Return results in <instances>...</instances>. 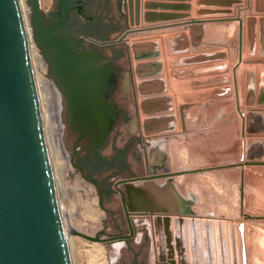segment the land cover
Returning <instances> with one entry per match:
<instances>
[{"label": "water", "instance_id": "water-1", "mask_svg": "<svg viewBox=\"0 0 264 264\" xmlns=\"http://www.w3.org/2000/svg\"><path fill=\"white\" fill-rule=\"evenodd\" d=\"M58 1L59 14L51 16L42 8L40 0H27L29 14L26 19L20 0H0V264H73L69 231L91 240H127L134 233L131 221L134 214L151 217L158 261L166 260L169 264H238L235 241L234 252H229L222 242L215 250L213 232H219L220 236L221 230L220 227L216 229L209 218L199 221L191 215L179 214L183 211L175 208L130 205L129 184L119 188L129 234L112 233L102 238L98 234L92 236L76 229L68 230L35 76L33 43L39 48L47 75L62 97L63 116L66 131L72 139L73 153L77 146L94 151L109 135L119 115L118 106L111 99L120 75V67L111 57L112 50L117 51L115 44L125 41L129 34L181 23L194 26L203 19L191 17L167 23L159 20L177 18L178 15L141 11L142 5L153 7L158 4L124 0L129 24L118 36L97 38L83 31V38L107 46L108 54L100 47L79 46L81 33L69 22L71 8L88 0ZM225 18L228 17L213 19ZM152 21L156 22L149 23ZM147 45L138 42L133 47ZM244 128L247 132L264 130V111L249 110ZM249 140L246 138L245 141L247 154L250 153L248 148L253 146ZM255 146L262 152L264 141L258 140ZM252 157L249 154V159L225 166L264 164V160ZM71 162L84 178L98 185L73 156ZM195 170L168 171L161 176ZM140 191V187L134 190L138 201ZM200 230L207 236L203 249L199 244Z\"/></svg>", "mask_w": 264, "mask_h": 264}, {"label": "rangeland", "instance_id": "rangeland-1", "mask_svg": "<svg viewBox=\"0 0 264 264\" xmlns=\"http://www.w3.org/2000/svg\"><path fill=\"white\" fill-rule=\"evenodd\" d=\"M180 1L142 0V2L146 3H157L158 6L145 7L142 5L141 11L173 14L178 15L177 18L181 19L190 18L191 3L189 0ZM40 2L42 8L49 13L53 8L55 0H40ZM115 2V0H104L103 4L98 8V15L101 17L110 15L118 18L120 8ZM125 4L126 2L122 0L124 16L118 19V27L115 30L107 32L108 37L118 36L129 24ZM194 4L196 14L207 16L206 18L212 21L210 22L211 24H214L218 29L223 31L220 39H217L216 50L222 56L225 52H230L229 54L232 59L231 69L235 78V82H233L235 83L233 89V96L235 95L233 109L237 111L234 110L235 112L233 111L231 115V152L228 155L225 154V156L220 154L205 156L201 154L197 157V161L190 160L185 162L186 169H196L193 172L143 182V185L141 184L140 187V199L138 202H142L143 205H154L158 208H175L177 211H183L179 214H183L184 216L191 215L199 221L203 218H209L213 222V226H216V229L220 227L219 230H221L220 236L219 232H213L215 250L219 242H222L229 252H234L233 249L236 245L239 254L238 264H264V164L252 163L225 166L224 168L217 167L218 164H222L223 162H243L249 159V154L253 156L252 158L264 160V150L260 152L259 147L255 146L258 140L264 141V130L247 132L244 128L245 117L249 110L264 111V0H195ZM156 9L182 11L161 12L155 11ZM223 17L228 18L213 19ZM172 19H162L159 21ZM154 22L156 21L149 23ZM156 32H159V30ZM152 33L147 31L139 34H129L125 41L115 44L116 50L120 52V55L114 57V60H116L120 67V75L113 96L125 107H128V100L132 93H134L133 84L131 83L133 69L129 47L133 50L132 53L135 60L140 58V55L138 56L137 54L147 47H133L135 42L141 39H132V37L145 36ZM100 48L109 54L107 46H100ZM147 48L149 49L150 46ZM32 56L43 113L45 115V124L49 131L52 150L51 159L64 213L66 214L68 209L74 208L75 215L71 217L72 223L82 233L94 236L97 233L92 228L88 229L87 222H101L100 225L104 224L108 232L110 231V234L120 233L119 229L108 218L111 211V214L116 217L117 222L122 226V230L126 232L127 224L124 220L120 195L114 193L110 199L100 201V203L96 185L84 178L79 169L71 162L73 152L71 146L72 139L66 131L62 97L60 93H57L58 90L54 88L50 77L47 75L46 64L41 58L39 48L34 43L32 45ZM248 66L249 73L247 74V78L253 84L249 83V90L247 92L248 101L244 103L238 97L240 92L236 84V75L242 69H247ZM47 81L51 83L49 82L48 84ZM255 83L260 85V88L258 86V97L254 95L256 92L255 85H257ZM49 86L53 87H50L52 90ZM48 89L51 91L49 93L50 96ZM51 96L52 99L48 98ZM240 109L245 110L244 116L240 115ZM49 113H52V115ZM47 116H50V118ZM57 118L58 120H56ZM130 120L131 118H127L126 120L119 119L116 122L110 131L105 145L100 148L101 152L105 155H112L115 152L113 143L117 147H121L126 145L129 142V138L133 135H144L146 146L143 147L146 148V151L150 150L151 153L153 152L152 156L148 153L149 164L147 168L150 171L156 172L169 171L170 161L166 159L165 154L161 158L158 152L160 149L148 137L151 130L147 129L142 123L133 129L129 123ZM53 123L60 130L55 129L56 126H53ZM61 130L62 132H60ZM51 131L53 134H51ZM57 135L58 137L54 138ZM246 138L253 142V146L248 148L250 150L248 154L246 153ZM135 146L137 152L135 151ZM143 147L136 144H132L129 147V154L125 163L126 167L122 171H117L118 169L110 167L103 169V172L93 169L92 173L96 178L104 179L103 175L107 171H117L111 173L108 177L107 181L109 182L118 176L143 173L146 170L143 164V153L145 150ZM134 151L137 154V161L134 160ZM219 157L224 160L220 161ZM182 181H184L183 185L180 183ZM88 188L93 191L91 195L87 193ZM93 198L96 199L100 210L101 208L103 210L100 212L101 215L105 214L101 220L97 216L96 211L94 212L91 207L93 206L91 205ZM131 205L134 204L131 202ZM133 222L135 225V235L128 240L117 238L91 240L69 231L68 241L73 264H136L139 262L142 264H169L166 260L161 262L157 259L150 221L145 217L134 216ZM105 232L99 233L98 236L102 238L109 236ZM204 235L206 233L200 230L199 244L201 249H203L204 240L207 237Z\"/></svg>", "mask_w": 264, "mask_h": 264}, {"label": "crops", "instance_id": "crops-1", "mask_svg": "<svg viewBox=\"0 0 264 264\" xmlns=\"http://www.w3.org/2000/svg\"><path fill=\"white\" fill-rule=\"evenodd\" d=\"M189 2L192 7L189 17L203 20L194 26L181 23L160 28L159 32L148 30L153 32L150 35L132 37L141 39L137 43L150 46L140 51L143 55L137 60L129 47L133 69L131 83L140 121L151 130L150 141L170 161L169 171L186 169L185 162L197 161L201 154L228 155L232 144L231 115L237 111L233 109L235 78L230 52L222 56L216 50L217 39L223 31L211 24L207 16L195 13V0ZM248 73L249 66L236 75L238 97L244 103L248 101L249 83L253 84L247 78ZM258 86L260 88L255 85V97H258ZM228 164L223 162L217 167L224 168ZM180 183L183 185L184 181Z\"/></svg>", "mask_w": 264, "mask_h": 264}, {"label": "flooded vegetation", "instance_id": "flooded-vegetation-1", "mask_svg": "<svg viewBox=\"0 0 264 264\" xmlns=\"http://www.w3.org/2000/svg\"><path fill=\"white\" fill-rule=\"evenodd\" d=\"M98 1H99L98 3L95 0H88L86 3L82 2L80 5L72 7L71 10L69 11L68 19H69L71 26L77 32L81 33L79 35V46L81 47L83 46L84 47H95V48L100 47L98 44H95L94 42L83 38V31L92 37L107 38L108 37L107 32L115 30L118 27L117 25L118 19L124 16L122 0H115L116 1L115 3H117L118 7L120 8V13H119L118 18L114 16H110V15H107L105 17L99 16L97 11H98V8L101 6V4H103L102 3L103 0H98ZM49 14L51 16H57L59 14V1L58 0H55L53 8L49 11ZM118 55H120V52L113 51V54L111 55V57L114 60V57ZM114 91L111 94V99L115 101V103L117 104L118 109H119V115L115 123L113 124V126L116 124V122L119 119L126 120L127 118L128 119L131 118L129 122L131 125V128L133 129L137 128L138 125L141 124V121H140V116H139V110L136 106L137 99H136L135 93H132V95L130 96V99L128 100L129 101L128 107H125L124 105L120 104L116 98H114L113 96ZM142 124L145 126L144 121ZM108 138H109V135L100 143L99 146L95 148L94 151L89 148H83V147L79 148L78 147L75 153L72 152V156L75 158V162L77 164L84 165L86 168V175L88 177H92L97 180L98 185H96V187L98 189V194H99L101 202L104 200L110 199L114 193H118L120 195L119 188H123L124 184H129L131 186L130 193H132V195H130V198H129L130 205H131V202L134 205H143L142 202H138V198H136V196L134 195V190L136 188L141 187V184L145 181L148 182L149 180H152V179L168 177V176H161V174L166 173L167 171L156 172V171H150L147 168L149 164L148 155L150 154V156H152L153 152L151 153L150 150L146 151V148L143 147V146H146V144L144 143L145 138L142 135H139V134L133 135L131 138H129V142L126 143V145L121 146V147H117V145L113 143L112 145H113V149H115V152L112 155H105L100 150V148L105 145ZM132 144H136L138 146L141 145L143 149H145L143 153V157H144L143 164L146 167V170L143 173H137V174L132 173L129 175L118 176L117 178H114L111 182L107 181L111 173L122 171L124 167H126L125 163L127 161V157L129 154L128 149ZM135 151L137 152L136 146H135ZM135 151L133 152V154L135 153ZM158 152L162 158L163 153L161 152V150H158ZM131 156H134V155H131ZM134 158H135L134 160L137 161L136 153H135ZM110 167L113 169H118V170L117 171H114V170L107 171L103 175L104 179H98L92 173L93 169H97L98 171L103 172V169L110 168ZM123 179H130V180L126 182L125 181L122 182ZM151 206L152 205H150V207ZM101 211H103L102 208H101ZM103 215L105 216V214ZM134 216L145 217L147 218L148 221L151 222V217H149L147 214L146 215L145 214L131 215L132 222H133ZM108 218L119 229L118 231H120V233L129 234V228H128L125 213H124V220L127 224L126 232L122 230V226H120V223L117 222L116 217L111 214V211H110V215H108ZM133 226H134V233L128 239L132 238L135 235L134 222H133ZM153 237H154V233H153ZM136 264H142V263L139 262Z\"/></svg>", "mask_w": 264, "mask_h": 264}, {"label": "bare ground", "instance_id": "bare-ground-1", "mask_svg": "<svg viewBox=\"0 0 264 264\" xmlns=\"http://www.w3.org/2000/svg\"><path fill=\"white\" fill-rule=\"evenodd\" d=\"M20 3H21V7H22V10H23V14H24V16H25V18L26 19H28V14H29V6H28V4H27V0H20ZM33 57V56H32ZM37 81V80H36ZM48 82V84H49V82L50 81H47ZM47 82H46V84H47ZM51 83V82H50ZM45 84V85H46ZM51 86H49V88H50ZM51 88H53V87H51ZM50 88V89H51ZM55 88V87H54ZM50 89H48V91H50ZM52 90V89H51ZM55 91V90H54ZM54 91H53V94H54ZM49 93H51V91L50 92H48V94ZM57 93H59V92H57ZM40 95V94H39ZM49 96H50V94H49ZM54 96V95H53ZM59 97V96H58ZM48 98H50V99H52V96L51 97H48ZM49 99V100H50ZM48 100V99H47ZM63 101V100H62ZM41 105H42V102H41ZM60 106V105H59ZM42 108H43V106H42ZM53 108V107H52ZM56 108V107H55ZM44 112V111H43ZM49 112V111H48ZM52 112H53V110H52ZM60 112V111H59ZM54 113H55V111H54ZM53 113V114H54ZM50 114V113H49ZM57 114V113H56ZM43 115H44V113H43ZM50 115H52V113L50 114ZM55 115V114H54ZM53 115V116H54ZM45 116V115H44ZM53 116H51V117H53ZM48 117V116H47ZM58 118H59V116H57ZM48 118H50V116L48 117ZM58 118L56 119V120H58ZM54 119H55V117H54ZM45 120V119H44ZM52 120V119H51ZM53 122V121H52ZM56 123H57V121H56ZM46 125V124H45ZM55 124L53 123V126H54ZM57 125L59 126V124L57 123ZM56 126V125H55ZM58 126H56L55 127V129H59V127ZM61 126H62V124H61ZM48 127H50V126H48ZM52 127V126H51ZM58 127V128H57ZM47 129V128H46ZM53 130V129H52ZM60 130V129H59ZM63 131H64V129H62ZM62 130L60 131V132H62ZM58 131V130H57ZM56 131V132H57ZM52 132V131H51ZM51 134H53V132L51 133ZM55 134V133H54ZM59 135V134H58ZM58 135L57 136H54V138L55 137H58ZM47 137H48V143H49V149H50V153H51V143H50V138H49V131L47 130ZM57 140V139H56ZM59 140H60V136H59ZM59 142V141H58ZM54 161V160H53ZM53 163V162H52ZM55 166V165H54ZM89 189V188H88ZM87 189V193H88V195H91V193H93V191L92 190H88ZM95 193V192H94ZM92 195H94V194H92ZM60 198V197H59ZM91 199V198H90ZM97 201H96V199L95 198H93V200L91 201V205H93V206H91L92 208H93V210H94V212L96 211V214H97V216H99V218H100V220H101V218H103L104 217V215L102 214L101 215V210H100V206H98L97 205V203H96ZM60 203H61V201H60ZM90 207V206H89ZM61 208H62V210H63V212H64V209H63V207H62V204H61ZM74 208H72V209H68L67 210V212H66V214L64 213V215H65V218H66V221H67V225H68V230H72V229H76V230H80L79 228H77L73 223H72V221H71V217L73 216V215H75V212H74V210H73ZM92 210V211H93ZM94 212H92V213H94ZM85 220V219H84ZM100 223L101 222H92V221H90V222H87V224H88V229L89 228H92V230H95V232L97 233V234H99V233H104L105 232V230H106V234H110V231L108 232V229H107V227L103 224V225H100ZM222 226V225H221ZM81 232V231H80ZM217 233V232H216ZM103 249V248H102ZM101 253V252H100ZM105 254V253H104Z\"/></svg>", "mask_w": 264, "mask_h": 264}, {"label": "built area", "instance_id": "built-area-1", "mask_svg": "<svg viewBox=\"0 0 264 264\" xmlns=\"http://www.w3.org/2000/svg\"><path fill=\"white\" fill-rule=\"evenodd\" d=\"M239 113H240L241 116H244L245 115V110L244 109H240Z\"/></svg>", "mask_w": 264, "mask_h": 264}]
</instances>
